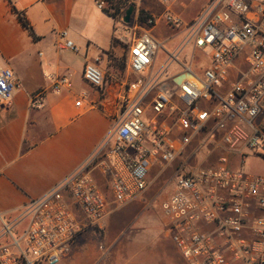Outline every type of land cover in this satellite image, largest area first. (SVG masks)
I'll return each instance as SVG.
<instances>
[{
	"label": "built area",
	"instance_id": "1",
	"mask_svg": "<svg viewBox=\"0 0 264 264\" xmlns=\"http://www.w3.org/2000/svg\"><path fill=\"white\" fill-rule=\"evenodd\" d=\"M106 3L96 0L102 10ZM158 3L163 8L158 17L136 10L128 24L124 14L117 21L115 39L127 50L135 80L119 95L118 113L101 145L14 216L0 212V264H59L81 233L102 230L115 210L149 189L154 163L165 168L176 162L202 134L201 145L219 132L227 153L245 148L264 155V134L255 124L264 100V0ZM193 3L199 11L183 20L175 7ZM159 22L180 39L156 67L163 48L154 35ZM59 37L63 48L76 50L66 31ZM186 47L209 56L201 75L179 61ZM243 52L247 68L230 82L234 60ZM175 62L178 71L167 75ZM83 78L94 88L104 83L95 64L84 66ZM67 83L58 78L50 90L58 94ZM19 87L13 72L0 66V105H8ZM44 95L31 96L30 105L42 107ZM95 172L107 179L110 197L96 183ZM160 210L166 233L186 264H264V177L232 169L226 154L212 166L177 168Z\"/></svg>",
	"mask_w": 264,
	"mask_h": 264
},
{
	"label": "crops",
	"instance_id": "2",
	"mask_svg": "<svg viewBox=\"0 0 264 264\" xmlns=\"http://www.w3.org/2000/svg\"><path fill=\"white\" fill-rule=\"evenodd\" d=\"M20 16L32 33L22 26ZM116 24L96 0H0V66L10 69L20 82L11 102L0 105V212L7 217L77 170L109 134L118 113L117 99L124 86L135 80L128 71L127 50L115 39ZM62 31L75 51L62 47ZM188 50L190 58L185 54L179 61L193 71L195 66L194 73L201 75L210 64L209 56ZM86 64L102 71V87L94 88L84 80ZM246 66L243 52L234 60L229 81L237 80ZM62 77L68 83L60 93L51 92L54 81ZM41 91H45L42 107H32L31 96ZM248 153L241 148L225 154L229 166L237 169ZM176 169L175 162L165 168L154 163L151 185L159 177L172 178ZM94 178L110 197L107 179L98 172ZM149 212L138 199L115 210L103 233H81L59 264H151L139 253L148 252L150 258L157 237L168 235L160 208L158 232L162 233L150 231L157 223ZM129 219L134 220L132 230L122 225Z\"/></svg>",
	"mask_w": 264,
	"mask_h": 264
},
{
	"label": "rangeland",
	"instance_id": "3",
	"mask_svg": "<svg viewBox=\"0 0 264 264\" xmlns=\"http://www.w3.org/2000/svg\"><path fill=\"white\" fill-rule=\"evenodd\" d=\"M114 5L115 4L112 5L106 3L104 9L107 10V12L113 14L115 13V9L118 8L120 17L129 8V6H133L135 8L134 13H136V10H143L148 14L156 17L160 16L163 12V8L159 5L158 0H120V4L118 7H115ZM175 9L176 12L181 16V18H183V20L189 21L190 19L195 17L200 9V5H198L197 3H193L187 5L186 8H182L181 6L177 5ZM120 17L117 16V18L115 19L116 22L119 21ZM154 33L157 37L161 38V42H163V48L160 49L157 53V60L155 65L156 67H158L165 62V60L167 59V52L172 51V45H176V43L180 39V35H178L176 31L166 27L162 22H159L156 29L154 30ZM165 40H167V42ZM188 51V47H186L180 53L178 58H184L183 56L185 54L188 55L187 58H190L191 55L187 53ZM121 58H125V53ZM178 66L179 65L177 62L173 63L168 69L167 75L171 74L173 71H176ZM192 68L194 69V71H196L195 66H192ZM255 124L264 134V100L262 103V111L256 119ZM219 134V132H216L214 136L208 138L206 140V143H203L202 145L201 141L204 140L205 135L202 134L201 136L196 137L192 141L191 145L185 150L184 155H182L181 158L175 162L176 167L179 168L180 166H183L185 170H191L197 167H208L215 165L219 157L226 153L221 141V135ZM237 169L248 174L264 177V155H253L251 153H248V155L245 156V160L240 163ZM173 173L174 174L172 178L168 180H166L167 178L164 177H159L158 179H156V181L152 183L148 191H146V193L138 198V200L143 202L144 206L148 208V210L150 211L149 213L154 215L153 221L157 223V228L156 226H154V228L150 231L162 233V230L161 232H158V213L163 197L169 194L172 191V187L174 186L175 172ZM127 211H129V209H127ZM130 211L132 212V210ZM133 221L134 220L129 219L127 221H124L122 225H124L125 229L132 230L134 228ZM104 230L105 228L98 231L103 233ZM153 245L154 246L151 247L152 253L150 258H148V252L139 253L138 257L142 259H148V262L151 264H186V262L182 259V257L178 254V252L172 245L170 238L157 237Z\"/></svg>",
	"mask_w": 264,
	"mask_h": 264
},
{
	"label": "trees",
	"instance_id": "4",
	"mask_svg": "<svg viewBox=\"0 0 264 264\" xmlns=\"http://www.w3.org/2000/svg\"><path fill=\"white\" fill-rule=\"evenodd\" d=\"M104 1L107 2V3H109V4H112V5L115 4V5H114L115 7H116V6L118 7L119 4H120V0H104ZM102 11L105 12L107 15H109V16H110L111 18H113V19H116L117 16L120 17V13H119V9H118V8L115 9V13H113V14L107 12V10H105V9H103ZM19 20H20V23L22 24V26H23L24 28H26L27 30H29L30 33H32L31 28L28 26V24L26 23V21L23 19L22 16L19 17ZM123 65H124V64H123Z\"/></svg>",
	"mask_w": 264,
	"mask_h": 264
},
{
	"label": "water",
	"instance_id": "5",
	"mask_svg": "<svg viewBox=\"0 0 264 264\" xmlns=\"http://www.w3.org/2000/svg\"><path fill=\"white\" fill-rule=\"evenodd\" d=\"M134 12V7L129 6V8L125 11L124 16H123V23L128 24L130 22L131 16Z\"/></svg>",
	"mask_w": 264,
	"mask_h": 264
}]
</instances>
